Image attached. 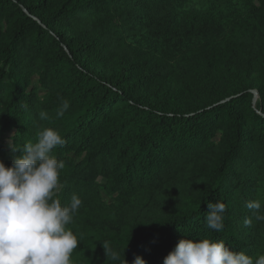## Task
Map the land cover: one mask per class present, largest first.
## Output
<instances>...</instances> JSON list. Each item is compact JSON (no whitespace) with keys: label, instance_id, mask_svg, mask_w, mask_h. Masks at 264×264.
<instances>
[{"label":"trees","instance_id":"obj_1","mask_svg":"<svg viewBox=\"0 0 264 264\" xmlns=\"http://www.w3.org/2000/svg\"><path fill=\"white\" fill-rule=\"evenodd\" d=\"M207 1L0 0V161L22 154L9 141L61 135L53 199L82 201L72 263L120 264L105 241L127 264H163L185 238L264 254L245 207L264 214V0ZM216 201L220 232L205 221Z\"/></svg>","mask_w":264,"mask_h":264},{"label":"clouds","instance_id":"obj_2","mask_svg":"<svg viewBox=\"0 0 264 264\" xmlns=\"http://www.w3.org/2000/svg\"><path fill=\"white\" fill-rule=\"evenodd\" d=\"M61 101L59 117L69 107L67 100L61 98ZM39 118L49 117L41 111ZM63 143L61 135L48 127L37 131L35 143L28 142L22 148L9 141L12 151L19 150L22 154L13 159L10 167L0 161V264H72L71 256L79 242L66 226L82 201L73 194L70 204L62 207L59 199H53L65 164L52 153ZM245 207L258 221H264L260 200L247 201ZM207 208L206 226L222 231L226 205L220 201L209 202ZM248 223L246 219L245 224ZM102 247L107 259L127 264L125 257L121 260V254L109 242H103ZM132 264H146V261L136 256ZM163 264H264V254L253 257L236 252L222 240L194 242L185 238L179 240Z\"/></svg>","mask_w":264,"mask_h":264},{"label":"rangeland","instance_id":"obj_3","mask_svg":"<svg viewBox=\"0 0 264 264\" xmlns=\"http://www.w3.org/2000/svg\"><path fill=\"white\" fill-rule=\"evenodd\" d=\"M187 11L202 14H209L213 12V6L211 2L207 0H194L193 4H190ZM75 264V263H72Z\"/></svg>","mask_w":264,"mask_h":264},{"label":"water","instance_id":"obj_4","mask_svg":"<svg viewBox=\"0 0 264 264\" xmlns=\"http://www.w3.org/2000/svg\"><path fill=\"white\" fill-rule=\"evenodd\" d=\"M253 93H254V94H256V92H255V91H253Z\"/></svg>","mask_w":264,"mask_h":264}]
</instances>
